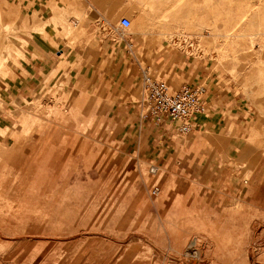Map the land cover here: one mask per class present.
<instances>
[{
    "label": "rangeland",
    "instance_id": "374dc122",
    "mask_svg": "<svg viewBox=\"0 0 264 264\" xmlns=\"http://www.w3.org/2000/svg\"><path fill=\"white\" fill-rule=\"evenodd\" d=\"M142 67L242 120L149 141ZM0 77V264H264V0H0Z\"/></svg>",
    "mask_w": 264,
    "mask_h": 264
},
{
    "label": "crops",
    "instance_id": "0c3cea01",
    "mask_svg": "<svg viewBox=\"0 0 264 264\" xmlns=\"http://www.w3.org/2000/svg\"><path fill=\"white\" fill-rule=\"evenodd\" d=\"M143 17L147 19L145 13H143ZM39 56L40 55H37V59H39ZM61 56H64L63 53L61 54ZM17 59L18 56H12V62L14 61L16 67H19V61ZM4 65L5 73H9L13 76V73L16 72V69L11 66L6 56L4 59ZM41 75L43 80L46 81L48 85L52 82V72H50L46 68V66H43L41 68ZM195 82L196 84L192 85L201 86L203 88V95L207 101L208 109L205 113L200 114L196 117V127L194 128V130L198 128L199 130H201L204 127L210 126H226L229 124L234 125L242 120L246 107L242 102L240 94L235 91L232 85L226 84L224 80L211 74H203L202 76H197L195 78ZM0 84H2L1 77ZM59 97L61 96L58 95V91L54 92L52 89H48L42 98L37 97L35 99L27 100V103H32L36 107V110H63L64 108L58 105L59 102L57 101V99ZM98 98L102 99V96H98ZM86 101L87 103L89 102L90 105L91 101L88 97H86ZM89 105L84 110H89ZM67 106H69V109L71 110L72 101H69ZM126 109H128V107H126ZM130 110L134 117L135 132H138L140 134L146 133L148 140L153 142L157 140L162 142L163 139L167 142H170L171 139H173V134H175V132L172 130L171 124H158L153 120H141L138 112L139 109L136 103ZM25 112H27L26 109L24 110L23 115ZM61 113L62 115H64L63 111ZM60 123L61 122H56L55 124ZM43 127L44 128L42 129L49 130L51 124L50 126L45 124V126ZM261 167L264 170V161Z\"/></svg>",
    "mask_w": 264,
    "mask_h": 264
},
{
    "label": "built area",
    "instance_id": "2783aa9c",
    "mask_svg": "<svg viewBox=\"0 0 264 264\" xmlns=\"http://www.w3.org/2000/svg\"><path fill=\"white\" fill-rule=\"evenodd\" d=\"M119 26L127 29L131 19L123 16ZM142 95L136 102L139 117L143 121L153 120L158 124H171L176 134H187L196 127V117L208 109L201 86L183 83L173 89L169 83L155 78L147 68H141ZM153 172L157 167L151 168ZM159 191L154 186L152 192Z\"/></svg>",
    "mask_w": 264,
    "mask_h": 264
}]
</instances>
